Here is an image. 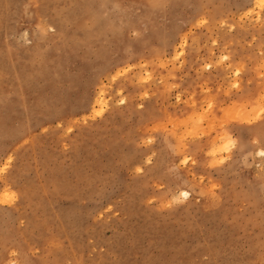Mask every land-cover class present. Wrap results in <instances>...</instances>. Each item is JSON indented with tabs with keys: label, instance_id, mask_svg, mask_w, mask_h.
Instances as JSON below:
<instances>
[{
	"label": "rangeland",
	"instance_id": "374dc122",
	"mask_svg": "<svg viewBox=\"0 0 264 264\" xmlns=\"http://www.w3.org/2000/svg\"><path fill=\"white\" fill-rule=\"evenodd\" d=\"M260 150L264 0H0V264H264Z\"/></svg>",
	"mask_w": 264,
	"mask_h": 264
},
{
	"label": "bare ground",
	"instance_id": "6f19581e",
	"mask_svg": "<svg viewBox=\"0 0 264 264\" xmlns=\"http://www.w3.org/2000/svg\"><path fill=\"white\" fill-rule=\"evenodd\" d=\"M260 18V17H259ZM105 102H104V99H101V98H99V99H96V100H94V102H93V107H96V106H99V108H103V106L105 107ZM93 107H92V109H93ZM261 152H264V150H260L259 151V154L261 153ZM212 153H214V151L212 152ZM262 156V155H261ZM4 169V168H3ZM183 193H187V195H183ZM182 195L185 197V198H187L188 196H189V193L188 192H182Z\"/></svg>",
	"mask_w": 264,
	"mask_h": 264
},
{
	"label": "snow or ice",
	"instance_id": "6c2138e0",
	"mask_svg": "<svg viewBox=\"0 0 264 264\" xmlns=\"http://www.w3.org/2000/svg\"><path fill=\"white\" fill-rule=\"evenodd\" d=\"M260 155L264 156V152H261ZM183 195H187V193H183Z\"/></svg>",
	"mask_w": 264,
	"mask_h": 264
}]
</instances>
